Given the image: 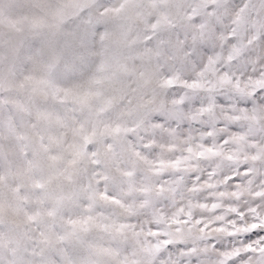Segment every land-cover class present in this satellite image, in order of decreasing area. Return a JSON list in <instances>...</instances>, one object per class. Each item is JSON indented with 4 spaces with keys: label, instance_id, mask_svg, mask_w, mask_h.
Masks as SVG:
<instances>
[{
    "label": "snow or ice",
    "instance_id": "obj_1",
    "mask_svg": "<svg viewBox=\"0 0 264 264\" xmlns=\"http://www.w3.org/2000/svg\"><path fill=\"white\" fill-rule=\"evenodd\" d=\"M0 264H264V0H0Z\"/></svg>",
    "mask_w": 264,
    "mask_h": 264
}]
</instances>
